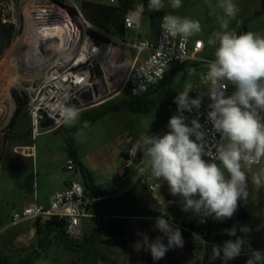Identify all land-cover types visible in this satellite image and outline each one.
<instances>
[{
  "label": "rangeland",
  "instance_id": "374dc122",
  "mask_svg": "<svg viewBox=\"0 0 264 264\" xmlns=\"http://www.w3.org/2000/svg\"><path fill=\"white\" fill-rule=\"evenodd\" d=\"M81 1L78 0L77 4ZM86 1L106 4L108 0ZM55 2V0H45L42 3L34 0L17 2L18 26L16 27L15 38L10 45L6 46L4 39L0 36V99L3 97L1 94L2 90L9 82L12 74L11 64H8V60L19 38L25 35L23 43L25 48L19 53L17 58V64L22 66L26 47L29 46L32 39L40 36V32L33 34L25 31L27 12L36 9L27 7L57 6L63 11L65 10L70 14L73 13L71 9H68L71 6L70 4H54ZM219 2L220 0H182L183 6L174 10L170 7L169 0H164L165 7L158 11V15L155 17H151L150 10L144 11V7L148 5V2L145 5L136 3L134 9H140L141 5H143L138 31L139 36L141 39H154L160 18L165 14L199 20L202 25V32L190 37V46L195 40H201L204 43L205 51L198 54L197 58L211 59L214 57L215 48L209 46L207 41L212 33L220 30L218 18L224 15L223 10L217 7ZM233 2L238 6L239 12L237 17L231 21L230 30L239 34L252 31L264 36L263 0H233ZM87 23L88 25L81 20L82 38L91 36L99 43H113V47L127 58V64L123 69L126 70L129 59L132 60L135 56V51L130 47L132 38H118L96 28L89 22ZM91 33L96 36L94 37ZM204 72L205 65H195L191 62L177 68L172 74H167L160 85L155 86L142 98L141 103L143 102L142 104L147 107V112L136 113L129 110L126 106L120 105L93 125L84 129L83 140L75 138V133L80 130L75 129V127H78L81 123L80 120L74 126H64L57 130L42 133L33 141L30 131V120L27 116L20 120L17 128L12 132L10 124L16 111L14 93L24 97L26 89L38 80L39 73L20 77L21 87L12 90L13 103L6 102L5 109L0 115V204H6V211L0 224V254L6 256L11 262L16 263L31 257L33 259L31 264H127L125 259V255H127L130 264H142L141 251L144 249L141 248L139 252L134 250V244L138 241L142 242V237L136 235L137 231L146 234L149 241H153L157 236L163 237V243L165 244L166 237L154 227L158 218L162 217L168 222L170 221L173 227H179L182 223L200 219L199 216L192 212L182 211L181 197L172 196L167 182L159 181L151 175L149 179L152 182L162 183L163 189L161 192L149 193L139 185L135 186L134 191L135 196L139 198L141 203L153 211L155 219L125 222V225L127 223L129 226L126 225V245L122 247H109L103 244L102 241L107 239L105 227H103L96 234L93 244L87 242L82 248L77 250H69L54 237H51L50 242L48 241L44 248L45 250L39 255L34 249L9 251L13 246L11 241L13 236L26 225L4 228L9 222L13 200H16V197H21L20 194H17L20 193L18 191H21V189L26 190L33 184L30 174L32 170L31 162L29 161L28 166L21 167V162L12 155V151H15V149L17 151L23 150L19 148L23 139H25V143L34 147L31 151L37 155L35 159L37 166H35L38 171L40 172V170L44 169L47 171L48 174H43L47 177V187L59 188L66 181L74 180L86 190L89 197H93L96 191L108 192L107 190L110 186L118 181L117 164L119 155L128 150L132 144L136 143L144 135H163L169 130L167 124L170 117L174 114L170 113L167 107L176 104L174 103L175 96L189 86L196 90L194 95L192 94L193 90L189 92L191 98H196L199 93L207 92L208 87L199 79ZM129 95L128 92H123L117 96L111 95L113 97L103 103L127 99ZM208 101L209 98L204 96L201 105ZM100 102L97 104L98 106ZM149 123L151 125L148 129L147 125ZM28 131H30V134H28ZM11 136L14 138L11 139ZM70 137L73 139V156L69 146ZM68 159L74 161L73 170L66 169ZM135 163H146V158L136 159ZM261 168H264V160H261L258 165H252L251 168H244L249 177L248 199L245 203H240L245 219L232 224L229 228L231 229L235 226L237 228V236L243 237L245 234L241 233L239 229L242 226H248L251 231L247 234L246 239L251 247L249 248L248 244H246L241 255L225 262L222 259V253L220 258L214 259L212 257V247L201 244L195 251L194 258L190 264H246L252 250H259L264 253V187H257L251 183L252 174L258 173ZM41 178L42 174L39 175L40 183ZM110 178H113V181H110ZM132 179H135V177L133 176ZM13 191L17 192L14 193ZM97 227L98 223L95 219H82L80 226L82 238L79 244H83L85 238L90 239L95 234ZM229 238L233 241L236 239V237L230 236ZM91 245L92 247H90Z\"/></svg>",
  "mask_w": 264,
  "mask_h": 264
},
{
  "label": "clouds",
  "instance_id": "9594fccd",
  "mask_svg": "<svg viewBox=\"0 0 264 264\" xmlns=\"http://www.w3.org/2000/svg\"><path fill=\"white\" fill-rule=\"evenodd\" d=\"M169 3L174 10L183 6L182 0H169ZM147 7L150 11H160L165 7L164 0H148ZM217 7L224 15L218 18L220 30L207 41L215 48V58L207 64L206 79L210 82L207 92L199 93L196 98L189 96L191 86L179 92L174 98L177 114L170 117L169 130L163 135H144L128 149L131 157L128 166L134 167L136 155L141 152L151 175L167 182L170 194L181 197V210L199 216L200 223L209 217L216 220L233 217L240 203H245L249 196V177L244 168L264 160V36L230 30L229 25L239 12L233 0H220ZM142 12L143 5L132 14L137 22ZM160 27L166 37H179L182 42L202 32L199 20L173 14H165ZM229 85L235 89L231 94H227ZM204 96L211 101L207 111L210 130L198 119H192L189 126L184 115L193 109L199 112ZM58 115L62 124L74 126L79 121L80 109L61 103ZM86 128L87 121L75 133L77 140H83ZM209 132L218 136L211 148L207 143ZM251 183L264 187V168L252 174ZM154 227L164 234L167 244L163 243V237L149 241L146 234L137 231L142 242L134 244L135 251L141 248L150 251L152 259L158 261L170 249L183 247L181 230L168 220L158 218ZM239 231L245 235L237 236L235 226L224 230L236 239L224 241L222 247L213 245L214 259L220 258L221 253L225 262L241 255L251 229L242 226ZM193 237L207 244L200 235ZM125 259L130 264L127 255ZM246 264H264V253L252 250Z\"/></svg>",
  "mask_w": 264,
  "mask_h": 264
},
{
  "label": "built area",
  "instance_id": "2783aa9c",
  "mask_svg": "<svg viewBox=\"0 0 264 264\" xmlns=\"http://www.w3.org/2000/svg\"><path fill=\"white\" fill-rule=\"evenodd\" d=\"M18 1L22 2L24 0H4L0 2V22L3 25H13L15 28L18 26V9L16 6ZM34 1L42 3L45 0ZM55 1L54 4L67 3L71 5L68 9H71L72 14L63 11V9L61 10L57 6L51 7H57L60 12H65L75 19L79 25L80 35L72 39L69 48L63 47L61 52L51 54V57H48L45 62L38 80L26 89V113L30 120L33 141L40 134L57 130L64 125L60 122L58 115L59 104L69 105L73 103L82 112L94 108L101 100L100 105L125 91L132 96H141L151 88L158 86L167 74L190 62L195 65H205V72L199 79L208 88L210 87V82L206 79L207 64L214 58H197V55L205 49L204 43L201 40H195L190 46V38L182 42L179 37H166L160 27L163 16L158 24L156 38L141 39L138 31L142 14L138 22L132 15L140 9L131 10L124 20V28L127 31L126 37L132 38L130 47L135 51V56L132 60L129 59L126 70H123L114 84H110L107 68L111 60L110 49H115L113 43H99L91 36L82 38L81 20L87 25L88 21L82 12L80 3L77 4L78 0ZM114 3L115 0H108L106 4L112 5ZM106 47H108V51L103 58L101 56ZM125 59L127 62V58ZM115 67L113 66L112 70L117 71L120 69ZM121 77L122 79H120ZM234 91V87L229 85L227 94ZM192 94H196L195 89ZM210 102L209 100L201 105L199 112L195 109L191 113L185 111L184 115L188 118L186 123L190 126L192 119H198L206 129L210 130L211 124L207 122V111H209L208 105ZM167 110L172 114H177V105H169ZM46 120L53 121V125L48 128H41V123ZM217 138L218 136L216 137L214 133L209 132L207 137L209 148L214 145ZM139 158H144L141 152L137 153L135 160ZM130 159L128 150H125L117 170L118 177L128 185L127 191L139 185L149 193L161 192L163 189L162 183L152 182L149 179L151 170L147 163L136 164L134 162V167H131L127 164ZM66 169H74L72 159L67 160ZM133 176L135 179H132ZM102 199L103 197L100 195H97L94 199L89 197L86 190L79 183L70 182L65 190L56 192L49 197L47 207L33 203L20 212H13L10 217V226H16L26 221H46L56 216L66 221V234L69 239L73 241L81 240L80 226L82 219L94 218L95 203ZM169 223L171 222L169 221Z\"/></svg>",
  "mask_w": 264,
  "mask_h": 264
},
{
  "label": "trees",
  "instance_id": "16d2710c",
  "mask_svg": "<svg viewBox=\"0 0 264 264\" xmlns=\"http://www.w3.org/2000/svg\"><path fill=\"white\" fill-rule=\"evenodd\" d=\"M148 0H117L116 3L112 5H107L104 3H94L91 1L82 0L80 6L86 20L96 28L111 34L118 38H125L127 36V31L124 28V20L128 16L131 10H134L136 3H145L147 4ZM264 3V0H263ZM148 10V7H144V11ZM264 11V7H263ZM151 12V17L158 15V11H149ZM158 29V28H157ZM158 30L156 31V33ZM94 37V33H91ZM239 34V33H237ZM16 35V28L13 25H3L0 22V36L4 39L6 46L10 45L14 40ZM175 71V70H174ZM172 71L171 74L174 72ZM166 77V76H165ZM165 79V78H164ZM163 79V81H164ZM162 83V82H161ZM160 83V84H161ZM159 84V85H160ZM154 89L151 88L150 90ZM149 90V91H150ZM141 96H132L129 95L127 99L113 100L107 103H103L95 108L80 112L79 120L81 123L75 129H81L83 122L87 121L88 126L93 125L95 122L106 116L112 110L118 108L120 105L126 106L129 110L136 113L147 112V107L141 103L142 98L149 92ZM127 93V91H125ZM16 111L11 119L10 129L12 132L17 128V124L22 118L27 117L26 105H27V96H20L18 93H14ZM140 105H139V104ZM138 104V105H137ZM67 126L63 125L62 127ZM30 134V131H28ZM14 137L11 136V139ZM69 146L71 155H74L73 151V139L70 137ZM102 195V193H97ZM134 203L138 204L139 207L133 206L127 212L126 217L124 215H114L118 216L114 225H111V229L107 232V239L103 240V244L109 247H122L126 245L125 237L127 235V228L125 221L129 220H144V219H155L153 211L148 209V207L142 206L140 202L133 198ZM102 203H98V216L94 219L97 223L100 222L101 217L108 219V214L102 216L100 213L99 207ZM112 207H110V210ZM114 209V208H113ZM121 209L113 211V213H118ZM121 213V212H120ZM112 215V214H111ZM110 216V215H109ZM122 218V219H121ZM245 219V214L241 207L239 206L237 212L231 218H226L223 220H216L214 217L206 218L205 223H200V219H195L189 222L182 223L178 228L181 230L182 237L184 240V245L182 248H173L170 249L165 256L158 260L154 261L151 257L150 251L142 250L141 254V263L142 264H190L194 258V253L201 246V242L197 239H194L193 234H198L205 241L206 245L213 247V245L222 246L223 242L229 240V236L224 233L225 229H229L232 224ZM99 225V224H98ZM37 232L39 235H46V239L49 237H54L58 240L65 248L69 250H77L82 248L87 242L93 244L96 234L99 232V227L95 229V234L90 238L86 239L83 244H79L80 240L73 241L68 238L66 234L67 223L64 219H59L56 216L49 218L46 221L37 220L36 221ZM119 227H122V231H118ZM167 244V238L165 245ZM92 247V245L90 246ZM45 250V249H44ZM39 255L42 251H36ZM32 258L27 257L25 260H21L19 263L11 262L6 256L0 254V264H31ZM196 264V263H194Z\"/></svg>",
  "mask_w": 264,
  "mask_h": 264
},
{
  "label": "crops",
  "instance_id": "0c3cea01",
  "mask_svg": "<svg viewBox=\"0 0 264 264\" xmlns=\"http://www.w3.org/2000/svg\"><path fill=\"white\" fill-rule=\"evenodd\" d=\"M155 38H156V35H155ZM204 51H205V49L203 50V52ZM213 58H215V57H213ZM24 141H25V139H23V141L21 142L22 145L19 147L23 150L22 151H12V155L16 160H19L21 162V165H22L21 167L28 166L29 161L31 162V169L32 170H31L30 174H31V179H32L33 184L30 188H28L26 190L21 189V191H18L20 193H17V194H20L21 197L20 198L16 197V200H13L12 206H11L12 210H11V213L9 215V222L6 225V227H4V228L26 225V227L19 230V232L15 236H13V238L11 240L13 246L11 249H9V251H27L29 249H34V251H44V248L47 245L48 241L50 242L51 237L46 239V235H39L38 234L37 227H36V221H26V222H22L16 226H10L11 214L13 212H20L25 207H27L33 203H37V204H40V205L47 207L49 197L52 194L65 190L70 182H76V181H74V180L66 181L65 184L59 188L47 187L48 186L46 183L47 177H45L43 174H48V173L45 169L42 171L40 170V172L38 171V169L36 168L37 163L35 164V159L37 158L36 157L37 155H36V153L31 151L34 149V147L30 146L29 144L25 143ZM123 153L124 152H122V154H120L118 157L117 170H118L119 165L121 163V157H122ZM40 174H42L41 183L39 180ZM117 177H118V175H117ZM110 181H113V178L110 179ZM127 186H128L127 183H123L121 181V179L118 177V181L115 184L110 186V188L107 190L108 192L96 191L94 193V196L91 197L94 199L98 195L97 193H102V195H100V196H102L103 199L100 200L99 202L95 203L93 213H94V218L99 215L98 214V203H102L99 207L100 213L102 214V216H105L104 214H108V216H107L108 219L106 218V220H105V217L104 218L101 217V220L98 223L99 224L98 227H99V231L101 228L105 227V235L111 229V227H112L111 225H114V223L117 220L118 216H114L115 214L116 215H124L122 217H126V215H129V214H127V212H125V211L130 210L133 206L138 208L139 205L134 203L133 198L141 203L139 198H137L135 196V191H134L135 187L132 190L127 191V188H128ZM15 192H17V191H15ZM7 205H9V203H7ZM141 205L145 206L143 203H141ZM110 207H112L111 210H110ZM5 208H6V204H0V224L2 223L3 214L6 211ZM119 209H121V211H120L121 213L119 211H118V213H113V211L115 212ZM130 221H132V220L125 221V222H130ZM126 225L129 226V224H127V223H126ZM122 230H123V228L119 227L117 232L122 231ZM0 249H1V245H0Z\"/></svg>",
  "mask_w": 264,
  "mask_h": 264
},
{
  "label": "bare ground",
  "instance_id": "6f19581e",
  "mask_svg": "<svg viewBox=\"0 0 264 264\" xmlns=\"http://www.w3.org/2000/svg\"><path fill=\"white\" fill-rule=\"evenodd\" d=\"M27 8L36 9H29L30 11L27 12L25 31L33 34L40 32V36L32 39L29 46L26 47L22 66L17 64V58L19 53L25 48L23 45L25 35L19 38L13 49L8 60V64H11L12 74L1 93L3 97L0 99V115L5 109L6 102L13 103L12 90L21 87L20 77L37 72L40 76L48 57L50 58L51 54L61 52L63 47L69 48L72 39L80 35L78 22L69 14L60 12L57 7L34 6ZM107 51L108 47H106L101 57L104 58ZM110 56L111 60L107 68V76L110 78L108 82L114 84L118 76L122 74L127 62L124 55L116 49H110ZM113 66L120 69L114 71L112 70Z\"/></svg>",
  "mask_w": 264,
  "mask_h": 264
},
{
  "label": "water",
  "instance_id": "95a60500",
  "mask_svg": "<svg viewBox=\"0 0 264 264\" xmlns=\"http://www.w3.org/2000/svg\"><path fill=\"white\" fill-rule=\"evenodd\" d=\"M69 105H73V103H70ZM53 125V121L51 120H46L41 123V128H48ZM139 156V155H138Z\"/></svg>",
  "mask_w": 264,
  "mask_h": 264
}]
</instances>
